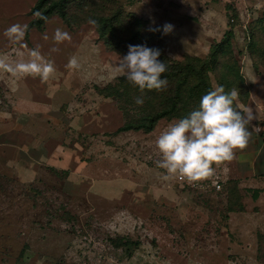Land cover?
<instances>
[{"label":"rangeland","instance_id":"1","mask_svg":"<svg viewBox=\"0 0 264 264\" xmlns=\"http://www.w3.org/2000/svg\"><path fill=\"white\" fill-rule=\"evenodd\" d=\"M114 1L147 28L159 27L163 52L176 60L206 55L229 21L231 47L251 94L246 109L255 116L250 143L264 139V64L253 66L246 49L264 0ZM34 2L0 0V53L15 56L39 45L57 69L48 81L0 71V264H264V194L253 208L250 191L235 190L228 202L223 189L241 174L237 159L217 167L216 192L165 180L155 140L177 120L160 119L149 132H116L125 120L121 107L131 114L135 106L102 97L95 87L116 82L123 56L98 40L89 22L68 28L56 16L28 29L27 48L11 45L5 29L27 24ZM166 24L173 26L168 34ZM57 28L71 41L56 44ZM72 56L78 69L67 67ZM210 82L214 90L211 74ZM239 93L240 107L248 96ZM54 148L53 163L28 162L38 149ZM242 196L250 213L229 221L230 202Z\"/></svg>","mask_w":264,"mask_h":264},{"label":"trees","instance_id":"2","mask_svg":"<svg viewBox=\"0 0 264 264\" xmlns=\"http://www.w3.org/2000/svg\"><path fill=\"white\" fill-rule=\"evenodd\" d=\"M115 4L114 0H35L28 11L32 17L27 25L28 29H41L50 16L58 17L68 28L95 20L97 24L93 27L97 39L122 56L128 54L129 45H146L161 51L159 59L168 65V70L162 77L168 81L165 89H145L141 92L138 86L122 75L113 84L103 88L95 87L97 94L102 97H111L117 101L124 98L123 102L126 100L135 106L131 114L127 108L121 107L125 120L117 127L116 132H149L160 119L179 120L188 116L199 107L201 97L213 90L210 74L217 87L223 86L226 91L236 88L239 92L244 91V98L248 96L238 60L231 47L233 33L229 21L228 29L218 41L209 45L206 55H185L176 60L163 52L159 27L147 28L144 20L124 13ZM246 49L252 64L259 61L264 64V12L249 25ZM137 97L143 98L142 105L136 104ZM231 184L232 188L223 186L225 194L228 195V202L231 196L236 197L233 192L238 191L237 181ZM236 203L230 202L232 205L228 212L242 210L241 201Z\"/></svg>","mask_w":264,"mask_h":264},{"label":"clouds","instance_id":"3","mask_svg":"<svg viewBox=\"0 0 264 264\" xmlns=\"http://www.w3.org/2000/svg\"><path fill=\"white\" fill-rule=\"evenodd\" d=\"M96 25L97 21L89 20ZM173 26L164 25L163 32L168 34ZM159 30V29H150ZM28 31L27 24H13L5 29L3 35L15 46L23 44ZM48 39L47 35L43 37ZM53 40L56 44L71 41L68 32L57 28ZM51 52H58L56 47ZM161 51L146 45H129L128 54L120 58L117 70L130 83L145 89L163 90L167 79L162 78L168 70L166 62L159 57ZM68 68L78 69L80 62L76 56L69 59ZM0 71L15 78L39 77L48 81L57 71L54 61L46 58L38 45L28 49L27 53L18 51L15 56L0 53ZM239 91L236 88L226 91L223 86L203 95L199 107L188 116L170 123L155 140L161 154L157 167L165 170L164 179L181 177L190 183L208 181L216 177L217 167L233 161L237 150H244L250 142L251 122L255 119L252 110L239 108ZM137 105L143 104V98L137 97Z\"/></svg>","mask_w":264,"mask_h":264},{"label":"crops","instance_id":"4","mask_svg":"<svg viewBox=\"0 0 264 264\" xmlns=\"http://www.w3.org/2000/svg\"><path fill=\"white\" fill-rule=\"evenodd\" d=\"M250 95H251L250 92H248L246 104L244 105L240 104L242 105L239 107L241 110H246V108L250 104V98H251ZM54 112L62 113L58 109H54L51 113H54ZM24 115L27 116L26 113ZM263 127H261L262 131H263ZM250 131L252 133L255 132L254 129H250ZM36 138L37 137L33 136L31 141H39ZM7 139H10V137L8 136ZM255 142H256L255 145L249 142V144L244 150L242 151L237 150L236 152V159L238 161L237 162L238 167L241 169V174L239 175L240 177L238 176L236 180L237 187H238L237 189L240 190L241 188H244L242 190L250 191L249 198H250V201L253 203V208L257 206V204H259V201L263 197L262 195L264 194V170L260 171L261 170L260 167L261 166L264 167V139H262V141H255ZM57 150H58L57 148H54L50 153H47L46 151L44 152L43 150L38 149L35 153L36 157L32 158L31 156V159L28 160V156L26 154L25 158L28 160V162H33L34 158H36L37 160L39 159L38 161H42L43 163L45 162L53 163L54 158H55L54 155L57 154L56 153ZM244 199H243V196L240 199L241 205H242L241 211L228 212V218L230 219L229 221L232 220L231 217L234 216V214H242L243 212L245 214L250 213L247 208V203L245 205L246 201L244 202ZM229 223H232V222H229Z\"/></svg>","mask_w":264,"mask_h":264},{"label":"built area","instance_id":"5","mask_svg":"<svg viewBox=\"0 0 264 264\" xmlns=\"http://www.w3.org/2000/svg\"><path fill=\"white\" fill-rule=\"evenodd\" d=\"M264 130V127H263ZM175 180L179 183H183L182 185H185L189 188H195V187H201L205 185L206 187H209V189H212L213 191H219L221 184L218 181V175L216 174V177L208 180V181H203V182H198V183H190L186 179L181 178L179 176L175 177Z\"/></svg>","mask_w":264,"mask_h":264}]
</instances>
